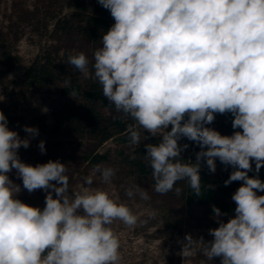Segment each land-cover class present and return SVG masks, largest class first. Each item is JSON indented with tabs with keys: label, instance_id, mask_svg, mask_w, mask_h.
Returning <instances> with one entry per match:
<instances>
[{
	"label": "clouds",
	"instance_id": "obj_1",
	"mask_svg": "<svg viewBox=\"0 0 264 264\" xmlns=\"http://www.w3.org/2000/svg\"><path fill=\"white\" fill-rule=\"evenodd\" d=\"M110 11L114 24L102 35L90 61L80 52L67 63L87 75L91 70L102 95L117 113L130 118L128 139L145 144L144 159L152 169L153 191L174 192L179 198L184 182L194 195L202 194L201 162L210 172L216 160L233 171L224 181H240L232 195L235 216L213 206L218 227L213 238L186 234L180 255H201V264L220 257L221 264H264V0H98ZM91 64V68L89 67ZM70 86V79L65 80ZM231 113L232 135H221L206 125L216 114ZM0 110V264H121V241L113 225L134 228L157 216L155 210L142 219L102 187H94L99 174L111 184L117 170L96 166L70 191L69 168L59 160L35 166L21 161L19 149H27L39 129L23 126L21 137L8 126ZM145 133L148 135L146 136ZM187 138L200 151L196 162L181 153ZM46 152L45 141L38 144ZM256 176L250 177L252 162ZM15 170L23 189L43 190L45 206H30L17 195L21 186L9 173ZM125 195L151 199L139 185Z\"/></svg>",
	"mask_w": 264,
	"mask_h": 264
},
{
	"label": "rangeland",
	"instance_id": "obj_2",
	"mask_svg": "<svg viewBox=\"0 0 264 264\" xmlns=\"http://www.w3.org/2000/svg\"><path fill=\"white\" fill-rule=\"evenodd\" d=\"M97 18L114 24L110 11L98 0H0V110L8 119L9 128L22 138L27 135L23 126L39 129V136L31 140L30 146L19 149L20 159L33 166L49 160L64 163L69 168L70 191L78 190L83 178L91 175L96 166H111L117 170L111 184H103L97 174L93 186L102 187L119 202L127 203L142 219H148L153 210L157 212L154 220L138 223L134 228L114 223L113 228L121 241V264H201L204 257L199 254L182 257L178 241H183L186 234L213 239L208 230L218 224L210 211L211 204L187 203L184 182L177 185L183 188L179 198L174 192L167 195L155 193L152 169L144 155L145 144L158 143L160 137L149 136L140 145H132L128 133L125 134L132 124L131 119L115 111L102 95V88L91 70L85 75L67 63L69 55L80 52L92 60L102 35L106 33L93 25ZM43 63L51 75L43 82L33 81L27 70ZM66 79H70V86H65ZM76 85L80 86L79 94L60 92ZM85 91L95 92L97 96L87 97ZM73 108L81 111L93 109L111 121L122 119L127 130L122 132L121 127L110 126L108 130L114 136L103 143L96 136L81 135L65 128L53 131L56 115ZM206 126L221 135L233 134L232 124L224 118ZM41 140L45 141L46 152L43 154L38 148ZM179 143L187 144L185 154L196 160L200 147L187 138H182ZM139 162L147 167V172L140 170ZM203 163V171H209L206 162ZM220 169L216 167L215 173L209 172L217 178ZM9 177L21 186L18 199L33 207L42 209L45 206L47 193L43 190L29 193L23 189L15 170L9 173ZM131 185L147 190L151 199L141 200L138 195L127 197L125 189ZM257 194L264 195V192ZM216 197L221 198V193ZM224 214L221 219L225 222L235 216V212ZM209 264H221V258L216 257Z\"/></svg>",
	"mask_w": 264,
	"mask_h": 264
},
{
	"label": "trees",
	"instance_id": "obj_3",
	"mask_svg": "<svg viewBox=\"0 0 264 264\" xmlns=\"http://www.w3.org/2000/svg\"><path fill=\"white\" fill-rule=\"evenodd\" d=\"M94 26L103 29L107 32V30L113 25L109 22H104L103 20L97 18L94 21ZM38 63V62H37ZM27 74L29 78H33V81L36 82H43L46 80V76H50L51 72L46 69V65L43 64H37L34 66H31L27 70ZM63 94H69L71 92H74L75 94L80 93V86L76 85L71 88H63L61 91ZM84 95L87 97H95L97 96L95 92L92 91H85ZM221 118L226 119L229 123L232 124V120L234 117L231 113H225V114H216L214 121H220ZM125 123L122 122V119H118L116 121H111L110 119L106 118L104 115H102L99 112L94 111L93 109H86L85 111H81L78 108H73L69 110L68 112L60 113L56 115V122L53 126V131H56L59 128H65L68 130H73L75 133H79L81 135L85 136H96L99 138L100 143H103L109 139H111L114 134L111 133L108 129H110V126H117L121 127L123 129L122 132H125L127 129H125ZM131 123L134 124V121L131 120ZM208 127V126H207ZM239 129H233L231 127V132L234 133V131H237ZM127 134V132L125 133ZM196 146V143L193 142ZM200 151V148L198 152ZM196 151L193 150V153L195 154ZM102 157V155H100ZM181 158L185 161H190L192 163H195L196 160L188 157L187 154L183 151L181 153ZM203 162H201V169H200V176H201V182H202V194L200 197H197L194 195L193 191L190 187L186 186V202L187 203H199L202 205L205 204H211L210 211L212 212V207L216 206L218 207L222 213H232L235 212L236 204L232 200V195L235 193V191L241 186L240 181H234L228 186H225L224 181L227 180L233 171V168L231 166H228L227 168L225 165H223L219 159L216 160V167H220L219 171V177L215 178L211 175L209 171H203ZM141 171L143 173L147 172V167L139 162ZM252 171L249 172L250 177H254L257 175L255 172V163L252 162ZM259 179L261 181H264V166L261 167L259 173H258ZM217 193H221L222 197L217 198Z\"/></svg>",
	"mask_w": 264,
	"mask_h": 264
}]
</instances>
